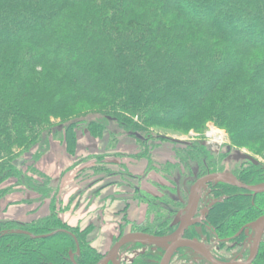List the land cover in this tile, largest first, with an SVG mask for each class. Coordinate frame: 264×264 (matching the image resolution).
<instances>
[{
    "label": "trees",
    "instance_id": "1",
    "mask_svg": "<svg viewBox=\"0 0 264 264\" xmlns=\"http://www.w3.org/2000/svg\"><path fill=\"white\" fill-rule=\"evenodd\" d=\"M111 120L137 135L151 126L203 131L213 122L235 145L264 152V0H0V201L23 185L53 190L32 184L18 164L30 155L27 172L36 171L50 149V128L64 129L75 155L78 130L102 138ZM180 158L187 169L193 161L205 173L220 171L204 146ZM233 172L249 184L264 182V167L252 161ZM211 195L219 200L197 225L223 244H239L245 237L237 233L264 215V192L214 182ZM55 207L28 224L0 221V264H74L71 232L81 247L77 263L97 264L102 254L88 240L91 226L64 222ZM148 213L167 215L153 206ZM133 228L173 229L169 220ZM196 229L189 233L199 236ZM161 256L154 263L140 254L132 264H157ZM254 264H264V241Z\"/></svg>",
    "mask_w": 264,
    "mask_h": 264
},
{
    "label": "rangeland",
    "instance_id": "2",
    "mask_svg": "<svg viewBox=\"0 0 264 264\" xmlns=\"http://www.w3.org/2000/svg\"><path fill=\"white\" fill-rule=\"evenodd\" d=\"M218 94L219 91L216 95ZM105 123L107 130L104 131L102 138L96 139L92 137L86 128L78 130L79 144L77 152L75 155L70 156L66 153V144L63 141L64 129L61 126H53L50 128L48 131L50 149L42 155L40 160L43 158L48 162L54 158L56 159V157L51 156L52 154H55L57 159H60L59 169L62 172L64 171L59 176L61 177L59 179L60 183H54L52 181L54 178L52 177V179L47 174L45 176L48 178L45 179L43 177L44 173L36 166L38 162L33 164L36 171L27 172V167L32 165L33 161L30 155L20 158L18 164L30 176L32 184L38 186L40 183L44 184L48 182L53 190H46V193H38L36 187L33 189L23 185L21 190L18 189L12 192L0 201V221H15L28 224L47 216V209L53 203L56 206V211L59 208L62 209L61 205H59L60 207L57 206V201L60 199L59 192L62 190L64 183L62 177H65L66 173L69 172L68 170L71 169H75L78 172L81 171L82 166L89 169V171H93V168L98 167L97 169L105 168L109 172L106 174L99 172L101 173L100 175L112 176L113 173L120 176L125 175V181H122L121 185L123 187H132L131 192L134 194L138 193L135 190L136 187L142 186L141 177L146 175V170L151 172L150 177L144 183L146 187L150 186L152 179L172 186L175 182L180 181L181 185H188L189 187L195 182L197 177L200 178L201 176L209 174L208 172L201 171L196 162H189L191 163L190 169H187L186 164L182 162L180 157L184 153H188L194 146H204L216 161H220L219 169L223 172L234 173L235 168L241 167L243 163L251 162L245 158L247 155L252 156L257 160V164L264 167V152L257 153L251 146L235 145L231 141L226 129L219 127L213 122H207L203 131L196 129L183 130L171 126H151L146 129L147 131L136 132L140 137L137 134L126 132L119 122L111 120ZM145 137L147 140L143 139ZM215 140L219 142V146L213 143ZM256 147L258 148V145ZM35 151L33 152L35 153ZM99 156H103V158ZM62 157L67 167L62 165ZM70 164L71 166L68 167ZM78 165L79 167H77ZM131 174L137 176L138 181L137 179L132 180L129 176ZM14 183H16L15 179H11L5 185H13ZM210 183L212 182H207L206 186ZM211 187L212 185H210V189ZM188 192L186 194L187 197ZM203 193H205L207 199L212 200L211 207L219 200L210 195L211 192L208 190L206 192L205 189L202 190V195ZM202 221V223L205 222V220ZM129 222L128 227L131 230V221ZM199 223L201 222H197V224ZM249 224L237 233V235H244L245 237L239 244L230 242L228 241L229 239L225 242L226 244H223L221 242L223 239L219 240L217 237L212 236V229L209 227L207 228L208 231L207 229H202L201 226L196 230L200 233L201 239L210 244L221 262L236 264L246 261L254 248L255 231L251 226H248ZM187 236H193V234H188ZM111 246L112 242L109 248ZM203 253H206V251L200 246H185L173 256L170 264H210Z\"/></svg>",
    "mask_w": 264,
    "mask_h": 264
},
{
    "label": "crops",
    "instance_id": "3",
    "mask_svg": "<svg viewBox=\"0 0 264 264\" xmlns=\"http://www.w3.org/2000/svg\"><path fill=\"white\" fill-rule=\"evenodd\" d=\"M66 153L70 156L67 151ZM51 156L56 159L46 162L42 158L37 161L36 166L44 174L53 177L54 183L59 184L61 178L59 176L64 171L59 169L60 159H57L55 154ZM62 165L67 167L63 157ZM70 166L71 164L68 167ZM81 169L79 172L75 169L68 170L66 176L62 177L64 183L59 192L60 199L57 201V206H62V209L58 210L59 216L68 224L79 225L82 229L91 226L88 239L94 247L103 252L109 248L111 242L119 235L122 226H126L127 221L141 222L146 218L148 204L135 199V194L131 192L132 187L121 185V182L125 180L124 175L113 174L112 177L100 175L101 173L94 170L89 171L83 166ZM150 173L141 177V188L144 190L150 189L149 186H144ZM129 176L132 180L138 181L137 176L132 174ZM139 188L136 187V190ZM47 211L50 212V208ZM126 229L129 227L127 226Z\"/></svg>",
    "mask_w": 264,
    "mask_h": 264
},
{
    "label": "water",
    "instance_id": "4",
    "mask_svg": "<svg viewBox=\"0 0 264 264\" xmlns=\"http://www.w3.org/2000/svg\"><path fill=\"white\" fill-rule=\"evenodd\" d=\"M140 137V135H138ZM246 159L253 161L254 163H258L256 159L252 156L247 155ZM207 182H224L230 185L240 187L242 189H246L255 194L264 192V183L262 184H249L241 180L236 174L231 172H214L209 173L200 177L191 187L189 193L188 204L185 209L181 210L176 219L173 222V225L178 224V228L169 235L158 236L148 234L146 232H127L125 233L112 247V250L102 258L97 264H108L109 262L116 263L117 256L119 250L129 242H139L142 244L148 243L154 245L155 247H161L165 250L164 255L158 264H170L175 253L182 247L185 246H200L202 247L206 253L203 255L209 260L210 264H231V263H223L221 262L216 254L214 253L213 248L202 240L201 238L187 236L186 233L189 227L198 221L204 216H197L199 201L202 196V190L206 188ZM181 215H183L181 217ZM248 226H251L255 231V244L253 251L250 257L242 262L236 264H253L255 259L257 258L261 243L264 240V215L259 217L257 220L250 223ZM18 233H28L24 230L16 231ZM48 235H41V237H45ZM72 260L74 264H78L72 256Z\"/></svg>",
    "mask_w": 264,
    "mask_h": 264
},
{
    "label": "flooded vegetation",
    "instance_id": "5",
    "mask_svg": "<svg viewBox=\"0 0 264 264\" xmlns=\"http://www.w3.org/2000/svg\"><path fill=\"white\" fill-rule=\"evenodd\" d=\"M145 140V138H143ZM253 162V161H252ZM254 163V162H253ZM256 164V163H255ZM219 172H223V171H219ZM150 173V171H146V175ZM208 173H214V172H208ZM235 174V173H234ZM125 176V175H124ZM202 177V176H201ZM199 178L197 177L195 179V182L198 180ZM125 181V180H124ZM193 182L191 184V186L188 187V185H181L180 181H177L172 185H165L161 182H157L156 180L152 179V183L150 184V189L148 190H144L141 187L139 189H135L136 192L138 191H142L146 192V195L143 194H139L135 193V199H139L137 197V195L142 196L146 199L148 204V208L153 206V207H157V209L161 210L163 216L164 214L167 213L168 215L164 216L165 220H169V226L171 228H173L170 232L166 233V234H155V233H151L148 230L144 229V228H133V222H131V230L130 229H126L127 226H122V228L120 229V233L119 235L112 241V246L111 248H108L106 251H103L102 254V258H104L111 250L112 247L114 246V244L127 232L131 231V232H146L148 234H152V235H158V236H165V235H169L172 234L177 228H178V224L177 225H173L174 220L176 219L178 213L185 209L187 204H188V199H189V193L191 190L192 185L195 183ZM185 183V182H184ZM214 182L208 184L205 188V192L208 190L209 192H211L210 189V185H212ZM188 189L189 192H188ZM188 192V197L186 196ZM211 195V194H210ZM166 196V197H165ZM211 203L212 200L211 199H207L205 196V193H203V195L200 198L199 201V208H198V212H197V216H201L204 215L201 219L200 222H203L202 220H205L209 209L211 208ZM183 215H181L182 217ZM165 220H161L157 215L156 217H154V215H149V213L147 212V216L146 218H144V220L142 222H144L146 224V227L149 229H154V226L158 227V225H162L163 222ZM135 222V221H134ZM199 222V221H198ZM157 224V225H156ZM196 226L197 228L199 227L197 225V223L191 225L186 233V235L190 234V229ZM124 227V232H122ZM56 232H59L56 231ZM53 233H50L49 235H52ZM71 235L75 238V240L77 241V250L74 253L73 251L70 252V258L72 260V256L75 259V254L79 255L80 251H81V247H80V243L78 241V238L76 236V234L71 232ZM191 235V234H190ZM192 237H197V238H201L200 235L199 236H195L193 235ZM92 244V243H91ZM183 248V247H182ZM181 249V248H180ZM180 249L178 251H180ZM177 251V252H178ZM165 250L161 247H155L154 245L145 243H139V242H129L127 244H125L118 252V256H117V262L113 263L112 261L109 262L108 264H132L134 259L140 255V254H147L148 257H150V261L154 262L157 260L156 256L160 253H162V256L164 255ZM176 252V253H177ZM175 253V254H176ZM161 256V258H162ZM217 256V255H216ZM100 259V260H101ZM99 260V261H100ZM161 259L158 260L157 264L159 263ZM76 261V259H75ZM98 261V262H99ZM73 262V260H72ZM77 262V261H76ZM97 262V263H98Z\"/></svg>",
    "mask_w": 264,
    "mask_h": 264
},
{
    "label": "built area",
    "instance_id": "6",
    "mask_svg": "<svg viewBox=\"0 0 264 264\" xmlns=\"http://www.w3.org/2000/svg\"><path fill=\"white\" fill-rule=\"evenodd\" d=\"M213 143H214L215 145H218V146H219V142H217L216 140L213 141Z\"/></svg>",
    "mask_w": 264,
    "mask_h": 264
}]
</instances>
